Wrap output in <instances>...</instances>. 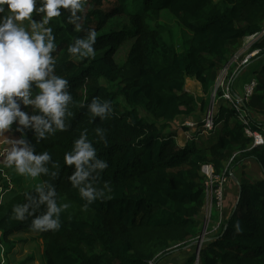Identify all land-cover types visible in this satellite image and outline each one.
<instances>
[{"label": "trees", "instance_id": "obj_1", "mask_svg": "<svg viewBox=\"0 0 264 264\" xmlns=\"http://www.w3.org/2000/svg\"><path fill=\"white\" fill-rule=\"evenodd\" d=\"M164 9L191 32L185 51L166 39L171 26L161 23ZM69 15L62 9L46 25L56 37L55 71L69 81L73 97L69 127L39 143L31 130L25 133L37 152L48 151L59 162L55 178H39L53 183L58 202L70 207L61 215L59 230L34 231L33 217L12 218L13 206L26 203L34 187L12 191L0 204V264L4 247L10 253L11 237L21 231L39 233L46 264H155L196 244L183 263L195 264L206 198L202 164L229 175L254 159L264 171V146H252L238 110L229 104L221 105L217 118L224 117L216 118L211 130L197 119V131L185 146L177 143L175 132L166 131L198 107L186 89L187 78L197 79L208 93L244 38L262 30L264 0H86L79 32L68 23ZM33 16L41 20L43 14ZM115 18L128 23L108 29ZM89 28L97 33L95 59L70 55L69 44ZM125 45L129 51L119 58ZM253 49L260 51L248 67L256 64L257 70L245 80L255 73L258 87L246 107L249 114L264 116V38ZM94 97L111 102L110 117L92 116L86 106ZM207 104L205 99L202 109ZM25 110L32 114L31 108ZM252 123L258 127L257 121ZM96 127L105 130L107 143L98 140ZM85 129L109 165L97 187L107 182L111 189L87 210L82 207L87 201L68 179L74 168L64 164L65 152ZM12 130L21 138L15 124ZM240 181V200L220 230L203 242L200 264H264V177L252 178L242 170Z\"/></svg>", "mask_w": 264, "mask_h": 264}, {"label": "clouds", "instance_id": "obj_2", "mask_svg": "<svg viewBox=\"0 0 264 264\" xmlns=\"http://www.w3.org/2000/svg\"><path fill=\"white\" fill-rule=\"evenodd\" d=\"M85 4L86 0H0V136L11 130L13 124L22 134L21 138L11 140L6 155V166H14L21 176L37 179L55 178L58 174L53 169L59 167V162L48 151L37 152L25 130H31L39 143L69 127L67 120L72 115L69 104L73 97L68 90L69 81L55 71L56 37L46 25L64 9L70 13L68 23L75 31H81ZM34 12L42 13V19H35ZM96 39V30L89 28L85 36L69 44L67 51L80 59H95ZM86 107L93 117L101 120L113 113L111 102L98 97ZM28 108L32 114L25 110ZM95 133L99 141L107 143L104 129L96 127ZM64 164L74 168L68 179L87 201L83 210L102 198L106 190L111 191L107 182L103 188L97 187L101 173L109 165L98 156L86 129L73 141L71 150L65 152ZM34 193H27L26 203L13 206L12 218L22 221L33 217L34 231L59 230L61 215L70 207L69 203L58 202L56 187L48 180L37 183Z\"/></svg>", "mask_w": 264, "mask_h": 264}, {"label": "rangeland", "instance_id": "obj_3", "mask_svg": "<svg viewBox=\"0 0 264 264\" xmlns=\"http://www.w3.org/2000/svg\"><path fill=\"white\" fill-rule=\"evenodd\" d=\"M218 1V0H215ZM128 23V20L125 18H115L111 21V23L108 26V29H113L116 27H124ZM161 23H166L167 25L171 26L170 32L166 33L165 37L170 42L173 43L177 50L179 51H185L188 47V39L191 36V32L180 25V23L177 21L176 17L168 11L167 9H164V11L161 14ZM127 51H129V45H125L121 48L118 57L124 58ZM259 59V58H258ZM260 59L264 60V55L260 56ZM223 70V69H222ZM222 70L219 71V75L222 72ZM257 70V65L252 64L250 67H247L241 77L239 78V81L235 84V89L233 93L238 92L239 88L244 87L246 82L248 80H245V76L252 74L254 71ZM257 77V75L254 73L251 75L250 78ZM249 78V79H250ZM216 82V80H215ZM215 82L211 85L210 91L206 93L204 89L198 84L195 80H188L187 83V89L189 93L193 94L198 99L205 96L206 100H210V104L208 108H205V110H197L195 114H193V118H185L182 117L176 124L173 125L172 128H174L180 134L179 136L182 143L187 144L191 138L196 133L197 129L194 130V126L191 127L188 131H183L182 129L186 128L184 127V123L187 121L190 122H196L197 119L199 121H203V118L206 115L207 110L210 108L212 113H216L218 111V106L223 105L224 101L214 94V88H215ZM205 92V95H204ZM208 113V112H207ZM224 114L219 115L217 120L222 119ZM252 119L257 121L258 123L262 122V126H264V121L262 120L263 115L260 114H250ZM262 116V117H261ZM182 137V138H181ZM20 137L16 135L12 128L9 131H6V133L3 136H0V197H2V202L4 203L9 196H11L12 191H23L30 188L35 187L37 183L40 182L39 178L32 179L30 177H25L19 175L16 171L14 166L13 167H7L6 166V155L7 151L11 147V140L19 139ZM240 155V153H239ZM243 169V168H241ZM233 172L238 171L240 173V170H230ZM245 173L247 176L252 178H263L264 177V171L262 168H260V165L256 162H250L248 166L246 165ZM231 177L229 184L231 182ZM238 186V185H237ZM231 187L228 185V188L226 190L225 194V200H224V210L223 213L227 212V196L228 194L232 195L230 199H232L231 203L235 204L238 198L239 194V188L238 191L234 188V191H231ZM0 202V204L2 203ZM208 200L207 195L205 198V206H204V220L202 222V228H201V234H204L205 232H208V228H211L210 224H218L219 222V216L216 213V211H213V214L218 218L212 219V221L208 220L209 212L211 210V207L208 208L206 206ZM221 214V213H220ZM208 230V231H207ZM210 233H213L211 230ZM1 237V234H0ZM13 247L8 252V246L4 247L3 252V263L4 264H46V257L44 255L43 251V240L41 239L39 233H36L34 231H21L16 234H14L12 237ZM196 245V244H194ZM194 245H190L192 249L188 251L187 249H184L183 251H174L169 256H166L161 262L155 263V264H183L185 262V259L191 254V251L194 250ZM199 247H196V251ZM32 257V259H30ZM195 264H200L199 262H195Z\"/></svg>", "mask_w": 264, "mask_h": 264}, {"label": "built area", "instance_id": "obj_4", "mask_svg": "<svg viewBox=\"0 0 264 264\" xmlns=\"http://www.w3.org/2000/svg\"><path fill=\"white\" fill-rule=\"evenodd\" d=\"M262 38H264V26L261 31L255 32L244 38L241 47L224 65V67L222 68L223 70L221 69L222 72L220 73V75L218 74L214 88V94L216 95V97L219 96L224 102L229 105H233L238 110L239 117L245 127V133L250 138H252L253 147L264 146V126L257 123L258 127H253V119L251 120L252 117L248 113L246 107V103L249 101L251 96L255 93L256 88L258 87V80L251 79L249 82H247L244 85L242 95H237L235 94V92L233 93V87L236 79L245 70L251 59L259 53L260 50L253 49V45ZM207 112L205 117L203 118V125L205 129L211 130L215 126V121L218 113H212L210 108L207 110ZM184 126H187L189 129L194 126V130L198 128V124L196 122L190 121L185 122ZM201 172L206 177V195L208 200L206 206L208 208L211 207L208 217V220L211 221L214 210L218 211L219 216L220 213L221 215L224 214V200L226 190L230 181V174L227 175L226 172L217 173L214 165L211 163H203L201 166ZM221 223L222 219H219L218 224H212L213 233L220 230ZM201 246L202 243L199 245V248L196 251V262H199Z\"/></svg>", "mask_w": 264, "mask_h": 264}, {"label": "crops", "instance_id": "obj_5", "mask_svg": "<svg viewBox=\"0 0 264 264\" xmlns=\"http://www.w3.org/2000/svg\"><path fill=\"white\" fill-rule=\"evenodd\" d=\"M243 43V42H242ZM232 57V56H231ZM254 58L255 57H253L252 59H251V61L248 63V65L250 64V63H253V60H254ZM248 67V66H247ZM246 69V68H245ZM244 72V71H243ZM241 75H242V73H241ZM241 75L236 79V83H237V81L239 80V78L241 77ZM251 79H257V77H252V78H250V80ZM188 80H195L198 84H200V86L202 87V89H203V86H202V84L197 80V79H195V78H187V80H186V89H187V83H188ZM249 80V81H250ZM258 80V79H257ZM249 81H247V82H249ZM246 82V83H247ZM235 83V84H236ZM234 84V87H233V90L235 89V85ZM243 88L244 87H242V88H239V90H238V92H236L235 94H237V95H242L243 94ZM187 91H188V89H187ZM204 95H205V92H204ZM196 98V101H197V104H198V107H197V109L195 110V112H194V114L196 113V111L197 110H205V109H202V103H203V101L206 99L205 98V96L204 97H202V98H200V99H198L197 97H195ZM224 104H227L226 102H223ZM209 104H210V100L208 101V104H207V107H205V108H208L209 107ZM220 107H221V105L220 106H218V111H217V113L219 114V111H220ZM182 117H185V118H189V119H192L193 118V115L192 116H182ZM182 117H180L179 119H177L175 122H171L170 123V126H169V128L167 129V131H166V133H168V132H175L176 130L174 129V128H172L173 127V125L174 124H176ZM262 117V116H261ZM261 121H264V116L262 117V120ZM259 124H261L262 125V122H260ZM183 131H188L189 129L186 127V128H184V129H182ZM175 134H176V141H177V143L179 144V145H181V146H185L186 144L185 143H182L181 142V140H180V138H179V136H181L180 134H178V132H175ZM182 138V137H181ZM255 162L254 161V159H247V160H245L244 161V165H245V168H243L242 170H244L245 171V169H246V165L248 166V164L250 163V162ZM242 168V167H241ZM261 168V167H260ZM233 170V169H232ZM235 170V169H234ZM238 170H240V173L238 172V171H235V172H233L232 173V171H230V177L232 178L231 179V182H230V184H228L231 188V191H234V188L238 191V186H237V184H236V182L234 181V178L232 177V174H234L235 176H237V178L240 180L241 179V176H242V170L241 169H238ZM39 180H40V178H39ZM40 182H41V180H40ZM228 188V187H227ZM232 195H230V194H228V196H227V207H226V213L224 212V214L223 215H221L220 214V216H219V219H222V222L224 221V220H226L228 217H229V215L231 214V212H232V210L234 209V207H235V205H236V203L235 204H233V203H231V207L229 208V206H230V202H232V199H230V197H231ZM215 234V233H214ZM213 233H210V231L207 233H204V234H202V235H200L199 236V239H202V238H208V236H211V235H214ZM206 240H203V242H205ZM202 245H203V243H202Z\"/></svg>", "mask_w": 264, "mask_h": 264}, {"label": "water", "instance_id": "obj_6", "mask_svg": "<svg viewBox=\"0 0 264 264\" xmlns=\"http://www.w3.org/2000/svg\"><path fill=\"white\" fill-rule=\"evenodd\" d=\"M232 177L234 178V181L236 182V184L238 185V188H239V194H238V198H237V201H236V205H237V203L239 202V200H240V194H241V191H242V186H241V181L237 178V176H235L234 174H232ZM235 205V206H236ZM203 236V235H202ZM203 240H209V238H202V239H199L198 240V246L197 247H199V245L201 244V243H203Z\"/></svg>", "mask_w": 264, "mask_h": 264}]
</instances>
